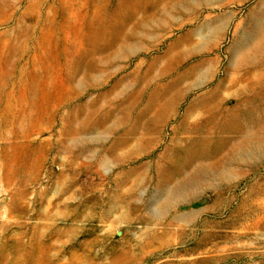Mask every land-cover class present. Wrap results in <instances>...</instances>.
<instances>
[{
  "label": "rangeland",
  "instance_id": "obj_1",
  "mask_svg": "<svg viewBox=\"0 0 264 264\" xmlns=\"http://www.w3.org/2000/svg\"><path fill=\"white\" fill-rule=\"evenodd\" d=\"M0 264H264V0H0Z\"/></svg>",
  "mask_w": 264,
  "mask_h": 264
}]
</instances>
